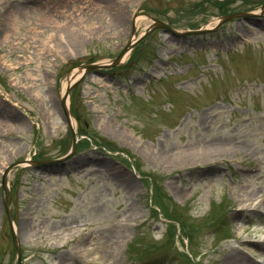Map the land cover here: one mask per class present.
I'll list each match as a JSON object with an SVG mask.
<instances>
[{
  "label": "rangeland",
  "instance_id": "374dc122",
  "mask_svg": "<svg viewBox=\"0 0 264 264\" xmlns=\"http://www.w3.org/2000/svg\"><path fill=\"white\" fill-rule=\"evenodd\" d=\"M195 1L0 0V131L19 125L0 140V264H18L12 224L21 264H111L112 247L123 264H222L234 248L264 263V0ZM225 10L250 15L220 23ZM129 44L140 60L111 66ZM79 70L74 133L111 152L66 154L62 93ZM96 158L106 169H71ZM152 185L156 210L187 230L152 215Z\"/></svg>",
  "mask_w": 264,
  "mask_h": 264
},
{
  "label": "bare ground",
  "instance_id": "6f19581e",
  "mask_svg": "<svg viewBox=\"0 0 264 264\" xmlns=\"http://www.w3.org/2000/svg\"><path fill=\"white\" fill-rule=\"evenodd\" d=\"M24 11V9H22ZM14 22V20H13ZM129 46V45H128ZM127 46V48H128ZM125 50V52L122 54V56L120 57V61L123 62L127 59L128 55H129V48ZM82 74V71L79 70L78 72L75 71L73 72L67 79L68 83L64 86V89H63V93H62V96H64L65 94V89L73 82L75 81L78 77H80ZM69 105V100L66 99V102H65V107H67ZM8 118V116L6 117ZM10 118V117H9ZM6 125H3L2 126H7L8 127V131H11L13 130V132L15 131L14 135L16 134V131H17V125L18 123L16 122V120H11V121H6L4 122ZM72 126L75 127V122L72 121ZM18 131H19V128H18ZM223 145V142L222 141H215V142H211L210 145H208L206 147L205 150H203L201 153H204V152H210L212 151L213 148H219ZM215 150V149H214ZM197 152L195 153H192L193 154H196ZM187 155H191V154H186L185 156ZM74 165L72 166V168L74 169V167H78V166H81V165H86V164H93V165H101V167H104V169H106L105 167H107V163L106 161L102 160V159H95V160H89V159H85L84 161H79L78 163H73ZM102 172V171H101ZM103 172H108V170L106 171H103ZM6 184H8V182H6ZM38 232V231H37ZM40 235V233H39ZM117 239L118 240V246L117 248L120 246L121 244V241L123 240V238L125 237V233L123 230H120L117 235H116ZM262 248L263 244H264V240L263 241H259L258 243ZM116 251V248L115 250H113V247H112V250L109 252L108 254V257H106V259L108 258H111V261L112 263L111 264H123V262L121 261V259H118V261H114L113 258H114V252ZM252 261V260H251ZM251 261H247L244 257V253L242 251H239V249H235L233 250L229 256L225 259V262H223L222 264H260V263H256V262H251ZM80 260H78L73 254H70V257H69V253H66V256H62L61 254H57L52 261H50V264H81L79 263Z\"/></svg>",
  "mask_w": 264,
  "mask_h": 264
},
{
  "label": "water",
  "instance_id": "95a60500",
  "mask_svg": "<svg viewBox=\"0 0 264 264\" xmlns=\"http://www.w3.org/2000/svg\"><path fill=\"white\" fill-rule=\"evenodd\" d=\"M14 239H15V237H14Z\"/></svg>",
  "mask_w": 264,
  "mask_h": 264
}]
</instances>
